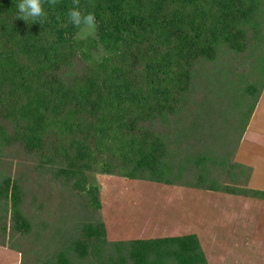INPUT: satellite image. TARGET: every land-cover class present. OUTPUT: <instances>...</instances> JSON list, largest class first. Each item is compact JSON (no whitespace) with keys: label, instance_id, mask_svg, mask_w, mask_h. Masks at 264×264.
I'll use <instances>...</instances> for the list:
<instances>
[{"label":"trees","instance_id":"trees-1","mask_svg":"<svg viewBox=\"0 0 264 264\" xmlns=\"http://www.w3.org/2000/svg\"><path fill=\"white\" fill-rule=\"evenodd\" d=\"M0 0V247L20 264H213L195 233L109 239L88 173L264 200L235 154L264 89V0ZM98 167V168H96Z\"/></svg>","mask_w":264,"mask_h":264},{"label":"rangeland","instance_id":"rangeland-1","mask_svg":"<svg viewBox=\"0 0 264 264\" xmlns=\"http://www.w3.org/2000/svg\"><path fill=\"white\" fill-rule=\"evenodd\" d=\"M79 35L90 34L81 30ZM88 176L100 190L109 239L195 233L213 264H264V204L244 205L238 196L151 182L128 188V182L99 169Z\"/></svg>","mask_w":264,"mask_h":264},{"label":"crops","instance_id":"crops-1","mask_svg":"<svg viewBox=\"0 0 264 264\" xmlns=\"http://www.w3.org/2000/svg\"><path fill=\"white\" fill-rule=\"evenodd\" d=\"M235 161L251 167L247 186L251 189L264 191V89L241 139L235 154ZM240 199L237 202L244 205L259 206L264 204V200L261 199L248 197H240ZM15 254L17 253L8 249L0 251V264H20V256L14 258Z\"/></svg>","mask_w":264,"mask_h":264},{"label":"clouds","instance_id":"clouds-1","mask_svg":"<svg viewBox=\"0 0 264 264\" xmlns=\"http://www.w3.org/2000/svg\"><path fill=\"white\" fill-rule=\"evenodd\" d=\"M80 0H73V7L67 13L71 24L82 30L84 34H91L96 28V17L92 12L83 13L79 7ZM50 6H55L57 0H48ZM18 18L25 21L31 19L33 22L39 21L41 24L46 19L47 13L43 6V0H20L17 5Z\"/></svg>","mask_w":264,"mask_h":264}]
</instances>
